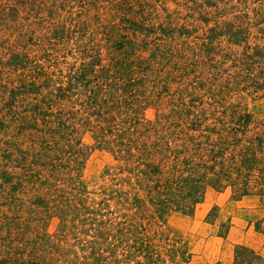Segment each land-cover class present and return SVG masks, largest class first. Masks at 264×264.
I'll use <instances>...</instances> for the list:
<instances>
[{"label":"rangeland","instance_id":"374dc122","mask_svg":"<svg viewBox=\"0 0 264 264\" xmlns=\"http://www.w3.org/2000/svg\"><path fill=\"white\" fill-rule=\"evenodd\" d=\"M236 256L264 264V0H0V264Z\"/></svg>","mask_w":264,"mask_h":264},{"label":"trees","instance_id":"16d2710c","mask_svg":"<svg viewBox=\"0 0 264 264\" xmlns=\"http://www.w3.org/2000/svg\"><path fill=\"white\" fill-rule=\"evenodd\" d=\"M14 17V16H13ZM238 32H242V30H239ZM16 55H13V57H15ZM213 151V149L211 148V150H210V152H212ZM213 156L215 155V156H217L218 155V153L219 152H217L216 154H215V152L213 151ZM222 153V152H221ZM178 178H179V180H180V176H178ZM178 181V180H177ZM199 187V186H198ZM237 254V253H236ZM253 255H254V253H253ZM251 256V255H250ZM239 260H240V258L238 257V256H236V262H234L233 264H240L241 262H243L244 261V264H251L252 263V261H251V258H245L243 261H240L239 262ZM246 260V261H245Z\"/></svg>","mask_w":264,"mask_h":264}]
</instances>
